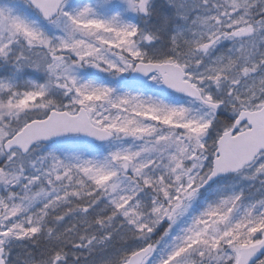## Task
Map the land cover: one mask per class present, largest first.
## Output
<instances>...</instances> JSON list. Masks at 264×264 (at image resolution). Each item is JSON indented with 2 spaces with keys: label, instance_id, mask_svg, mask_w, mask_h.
Wrapping results in <instances>:
<instances>
[{
  "label": "snow or ice",
  "instance_id": "6c2138e0",
  "mask_svg": "<svg viewBox=\"0 0 264 264\" xmlns=\"http://www.w3.org/2000/svg\"><path fill=\"white\" fill-rule=\"evenodd\" d=\"M0 264H264V0H0Z\"/></svg>",
  "mask_w": 264,
  "mask_h": 264
}]
</instances>
